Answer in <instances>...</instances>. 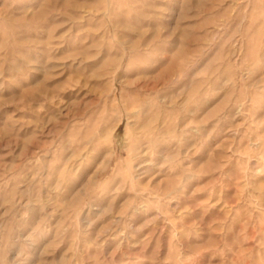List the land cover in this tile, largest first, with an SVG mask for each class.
Here are the masks:
<instances>
[{
	"label": "rangeland",
	"instance_id": "374dc122",
	"mask_svg": "<svg viewBox=\"0 0 264 264\" xmlns=\"http://www.w3.org/2000/svg\"><path fill=\"white\" fill-rule=\"evenodd\" d=\"M0 264H264V0H0Z\"/></svg>",
	"mask_w": 264,
	"mask_h": 264
}]
</instances>
